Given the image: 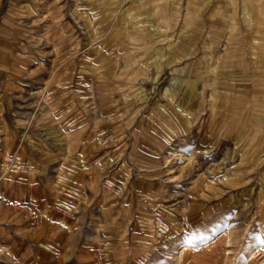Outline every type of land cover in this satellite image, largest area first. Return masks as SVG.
<instances>
[{
    "label": "rangeland",
    "instance_id": "374dc122",
    "mask_svg": "<svg viewBox=\"0 0 264 264\" xmlns=\"http://www.w3.org/2000/svg\"><path fill=\"white\" fill-rule=\"evenodd\" d=\"M0 203V264H264V0H0Z\"/></svg>",
    "mask_w": 264,
    "mask_h": 264
},
{
    "label": "crops",
    "instance_id": "0c3cea01",
    "mask_svg": "<svg viewBox=\"0 0 264 264\" xmlns=\"http://www.w3.org/2000/svg\"><path fill=\"white\" fill-rule=\"evenodd\" d=\"M190 48H191V51L192 52H195V53H197V51H198V46L196 45H191L190 46ZM222 56V58H224V61L225 62H228V61H231L232 62V64H231V66H233L234 67V69H238V70H240V71H243L244 72V75L243 76H245V77H247L248 75H250V74H248L247 72H249L248 70H247V66H245V63H243V61H244V57L243 58H241V60H237L236 59V57L235 58H233V57H231L230 55H228L226 52H225V54L224 55H222V54H220V57ZM186 58V57H185ZM184 59V58H183ZM235 60H237V61H235ZM239 62V63H238ZM224 64V63H223ZM245 84V81L244 82H239V83H237V84H232V86H230L229 84L228 85H224V87H226L227 89H230V87H231V89H237V88H242V89H249V87H243V86H241V85H244ZM169 87V86H168ZM169 89H173L171 86L169 87ZM212 89H219V85H216V81L214 80V81H212Z\"/></svg>",
    "mask_w": 264,
    "mask_h": 264
},
{
    "label": "bare ground",
    "instance_id": "6f19581e",
    "mask_svg": "<svg viewBox=\"0 0 264 264\" xmlns=\"http://www.w3.org/2000/svg\"><path fill=\"white\" fill-rule=\"evenodd\" d=\"M36 11H37V10H36ZM47 99H48V98H47ZM248 117H249V116H248ZM24 150H25V149H24ZM5 152H6V151H5ZM25 152H26V151H25ZM16 154H17V153H16ZM26 155H27V153H26ZM14 157H15V156H14ZM24 158H25V157H24ZM4 159H5V158H4ZM28 159H29V158H28ZM29 160H30V159H29ZM11 161H12V160H11ZM21 162H22V161H21ZM29 163H30V162H29ZM28 165H29V164H28ZM16 190H17V189H16ZM16 190H15V191H16ZM16 192H17V191H16ZM14 195H15V194H14ZM14 195H13V196H14ZM14 198H15V196H14ZM12 199H13V198H12ZM13 202H15V201H13ZM0 204H1V203H0ZM17 204H18V203H17ZM20 204H21V203H20ZM21 206H22V205H21ZM11 211H12V210H11ZM15 212H16V211H15ZM1 216H2V215H1ZM0 220H1V218H0ZM183 246H184V244H183ZM184 248H185V247H184ZM184 248H183V249H184ZM186 248H187V247H186ZM253 248H254V247H253ZM251 249H252V248H251ZM258 250H259V248H258V247H255V249L252 250V253L250 252V253H251V257H254V256L256 255V253L258 252ZM182 252H183V251H182ZM210 258H211V260L213 259L212 256H210ZM225 259H226V258H225ZM249 259H250V258H249ZM249 259H248V260H249Z\"/></svg>",
    "mask_w": 264,
    "mask_h": 264
}]
</instances>
